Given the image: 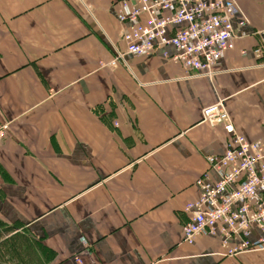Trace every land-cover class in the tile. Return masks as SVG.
I'll use <instances>...</instances> for the list:
<instances>
[{
    "label": "crops",
    "instance_id": "0c3cea01",
    "mask_svg": "<svg viewBox=\"0 0 264 264\" xmlns=\"http://www.w3.org/2000/svg\"><path fill=\"white\" fill-rule=\"evenodd\" d=\"M117 1L0 0V264H264V248L183 241L229 140L203 109L223 101L264 145V0H234L247 24L212 79L165 59L171 46L128 54Z\"/></svg>",
    "mask_w": 264,
    "mask_h": 264
},
{
    "label": "built area",
    "instance_id": "2783aa9c",
    "mask_svg": "<svg viewBox=\"0 0 264 264\" xmlns=\"http://www.w3.org/2000/svg\"><path fill=\"white\" fill-rule=\"evenodd\" d=\"M115 9L117 18L129 25L123 33L129 54L145 57L171 46L176 53L164 54L165 59L182 64L195 77L210 79L223 55L235 48L236 29L247 24L242 16L235 25L239 8L234 0H122ZM254 53L264 60V45ZM117 64L115 59L110 66ZM202 116L211 125H221L229 140L222 156L207 158L211 167L221 170V177L217 181H211L208 174L200 177L196 182L198 198L184 208L189 223L183 241L194 244L202 235L219 237L226 256L261 250L264 145L238 132L223 101L205 107ZM9 129L8 124L0 123V141ZM252 230L261 234L257 242L250 240Z\"/></svg>",
    "mask_w": 264,
    "mask_h": 264
},
{
    "label": "rangeland",
    "instance_id": "374dc122",
    "mask_svg": "<svg viewBox=\"0 0 264 264\" xmlns=\"http://www.w3.org/2000/svg\"><path fill=\"white\" fill-rule=\"evenodd\" d=\"M122 0H118L116 3H115V6H117ZM118 19V18H117ZM119 20V19H118ZM120 23H122L120 20H119ZM122 24H125V23H122ZM126 52H127V46H126ZM128 53V52H127ZM129 54V53H128ZM131 55V54H130ZM123 57H124V54L120 53L119 51H117V56L115 59H118L119 60H123ZM114 59V60H115ZM0 123H4V122H0ZM5 124H8L9 127H10V124L9 123H5ZM9 132V131H8ZM8 135V133H7ZM7 137V136H6ZM1 142V141H0Z\"/></svg>",
    "mask_w": 264,
    "mask_h": 264
}]
</instances>
